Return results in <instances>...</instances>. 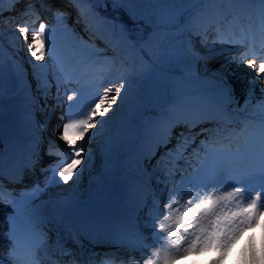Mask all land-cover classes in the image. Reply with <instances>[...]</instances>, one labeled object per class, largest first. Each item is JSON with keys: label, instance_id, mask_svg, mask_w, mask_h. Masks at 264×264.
<instances>
[{"label": "bare ground", "instance_id": "6f19581e", "mask_svg": "<svg viewBox=\"0 0 264 264\" xmlns=\"http://www.w3.org/2000/svg\"><path fill=\"white\" fill-rule=\"evenodd\" d=\"M6 1L7 0H5V2ZM217 10L218 8L216 6L208 4V6L203 7L202 11L198 13V16L202 17L208 25L209 22H211L210 20L213 19V14ZM206 15H208V17ZM254 19L255 18H253V20ZM193 22L189 24L186 31H181L184 44L180 51L184 54L182 60L189 76V87H177L174 90L173 94L181 99V104L179 106H169V119L164 122L154 123L150 134L145 137L137 152L131 156L128 155L129 153L126 151V148L129 142L125 139L136 107L131 105L122 106L120 103H118V105H113V111H110L105 117H98V119L104 120L102 126L97 125L96 128L90 129L89 133H85V138L77 140V144L83 146L82 154L84 156V159L78 166L80 169L79 174H74L73 178L67 183L58 175L54 179L52 174L50 177L42 175L39 180V186L31 187L32 189L28 192L27 196L21 197L17 206H13L12 210L14 213H17L18 216L20 215L23 218H26V216L28 217L29 213L26 215L23 212L25 206L21 204L20 201L27 202L34 210H45V212L40 215L41 221L47 224V229L40 232V238L42 240L52 237L53 232L57 231L59 227H61L60 232L68 233L70 232V228L78 229L102 224V227H106L115 235V238L120 241L133 238L134 241L140 245L151 242L149 240H143L142 238L146 237L148 232L152 230V222L149 221L147 217V220L141 224L140 220L144 221L145 219L144 217L141 219L140 217L138 218V215L148 203H150L148 209L151 208L153 201L150 199L148 200V197L153 192L160 191L161 183H157L158 180L152 178L156 174L162 173L163 162L160 160L157 164L149 163L153 155L152 152L156 149V142L161 138L165 129L170 124L180 121V118L184 115H188L189 117L198 112L199 114L210 116L212 114H220V111L224 109V104L228 101L227 94L236 91H241L243 100L252 101V105L257 108V113L261 116L259 105L264 102V91H262L264 90V78L258 77L255 70L246 62L247 59H254L255 57L249 56L244 62L234 61L233 57H238L244 49V47L240 45L234 49L222 48L206 56L199 54L201 50L195 45L200 44L201 40L199 35L194 33L195 30L192 27ZM7 30V27H5L4 31ZM30 40L31 36L29 37V42ZM23 44L25 45V43ZM212 44L213 40L205 42L203 47L209 50ZM21 48L23 49V46ZM257 54L264 55V52L259 51ZM56 55L57 58L60 56L59 52L57 53L54 50V56L49 60L50 63H55ZM215 57L218 58L215 59ZM97 58V55L93 58L89 57L88 64L90 66H95L97 64ZM208 58H214V60L209 62ZM24 60L25 56L22 51L21 55H16L12 64H17V67L22 69ZM256 62L257 64L261 63L260 60ZM84 72L87 79L91 80L93 87L97 90V95L94 97L95 100H98L99 95L103 94V89L105 87L111 85L114 89L115 83L118 82L116 80L111 81L104 79V77H101V80L92 78L88 72ZM133 73L132 71L130 75H134ZM14 77L20 80L18 72H9V80L11 83ZM75 82L76 79H72L69 82L66 73L58 68L56 73L53 72V76L49 81L51 86L47 90L38 89L37 80L31 84L19 81L15 89L10 90L9 94L3 95L2 97L1 93L0 122L4 116L3 103L12 101L19 102L17 107L19 121L15 126V130L13 132L8 130L4 131L3 137H6V140L0 139V157H2V160L8 158L11 152L15 154L22 150L23 147L25 151L26 145L28 146L33 143V141L41 140L44 137L38 132L44 123H37V121L43 117L48 107H52V103L57 99L58 95L59 98H64L68 112L69 101L67 100V96L71 94L73 90L71 85ZM129 84L130 87L128 89L133 90L136 94L141 93L146 87L142 80L138 81V84L134 82H130ZM58 85L59 92L57 91ZM0 92H2V82H0ZM92 93L93 91H85V96L87 98H93ZM125 93L126 92L122 93V95ZM112 94H114V92ZM136 94L131 98L128 97L127 102L136 104L138 97ZM51 97L53 99H49ZM36 107H43L42 111H36ZM78 111L79 109L73 110L74 113ZM71 118L79 119L75 114ZM260 120L261 117L255 121V124L260 125ZM9 138L18 139L19 143L14 144L12 141L8 140ZM196 144L197 143L192 140L188 145L193 148ZM61 145L59 157L63 159L66 151L70 152V149L65 141L61 142ZM93 148L96 150H93ZM249 150L252 151L251 148L245 151ZM37 152H39V149ZM205 155L209 156L211 159L214 156V152L212 149H209L207 153H204V156ZM253 155L254 154L250 152L249 157ZM46 156L49 155L46 154ZM178 159H182V157ZM179 163L185 162L179 160ZM60 166L62 167L63 164H60ZM56 171L58 172V168ZM114 171H116L115 177H113ZM126 173H128L130 179L123 180L127 181L131 188H124L121 192L123 202L127 199L126 204H123V207H120L110 218L107 217L106 214L98 215L96 211L101 199L97 204H87L93 200H98L104 191V187L108 183L114 181V186L116 188L118 184L121 183ZM189 174L190 173L187 175ZM56 181H59V183ZM166 199L167 197L164 201H166ZM108 208L109 212L112 211L110 206ZM133 211L137 212L138 215L132 214ZM262 214L264 215V210H262ZM60 221L62 224H58ZM143 226L144 228H142ZM141 229H146L148 231L142 232ZM83 232L84 231H82L81 234H83ZM7 236L9 237L8 239L11 240L13 236L11 231L7 232ZM252 236H255V241L248 246L247 251L251 248L259 255L262 246H264V216L259 230L256 233H252L250 237ZM246 244L245 242L242 249L245 248ZM40 251L41 250L36 247L35 253H40ZM23 255L20 257H10L8 253H5L3 257H0V261H3L5 264H13V259H15L17 264H38L33 259H28ZM206 260H194V257L189 255L187 258L180 259L173 264H209L210 261ZM42 264H44V262ZM221 264H224V261H222Z\"/></svg>", "mask_w": 264, "mask_h": 264}, {"label": "snow or ice", "instance_id": "6c2138e0", "mask_svg": "<svg viewBox=\"0 0 264 264\" xmlns=\"http://www.w3.org/2000/svg\"><path fill=\"white\" fill-rule=\"evenodd\" d=\"M5 0H0V16L3 15ZM12 6L7 11H13L15 6L21 3V0H7ZM25 6L20 10L22 17L31 16L36 13V9L31 0H24ZM68 4H79L82 0H62ZM113 3H131L133 0H112ZM148 4H219L221 6H246L250 11H254L259 20V41L261 50L264 51V0H136ZM42 4H48L50 10V0H41ZM55 18L58 24H62L66 18L63 9L57 8ZM227 19V16H223ZM40 17L36 14V20ZM242 17L237 15L229 21L228 29L220 28V20L213 19L209 22L208 27L217 29V36L222 43L238 44L245 49L238 57H233L234 61L244 62L249 56L254 59H247L246 62L256 72L258 77L264 78V55H258L253 50L256 42V33L251 26H245L241 21ZM250 19V17H249ZM35 20L30 25L28 22L16 23L13 29L17 40L23 37L22 42L27 44L30 52V61L34 57L39 64H34V69H42L45 67L46 59L51 60L54 56V48L52 42V29L47 27L44 22H40L36 28ZM0 23L4 21L0 20ZM233 25L240 28L239 38L233 30ZM175 26V25H173ZM197 30V29H194ZM198 32V30H197ZM29 34L31 40L29 42ZM199 34V33H198ZM207 33L205 32V35ZM3 33L0 32V36ZM257 60L261 63L257 64ZM36 79L38 89L47 90L50 84L47 81L41 82V76L37 72ZM72 73H66L69 82L72 79ZM130 87L129 81L123 77L119 82L115 83V87L110 85L103 89V94L99 95V99L94 104H82L83 90L73 89L71 94L67 96L68 112L61 117L63 120L62 128L58 127V131L62 133L61 139L69 146L70 152L65 153L55 166L51 168L53 179L58 175L65 183L73 178L74 174H79V165L84 159L83 146L77 144L78 139L85 138V133H89L90 129L96 128L97 125L104 124L103 119L110 111H113V105H118L122 99V93L126 92ZM59 92V85L57 86ZM264 91V90H262ZM114 92V94H112ZM96 92L92 93L94 98ZM59 95L57 100H59ZM77 107L80 111L74 113L73 108ZM87 108V111H83ZM261 112L260 130L258 134V151L255 152L253 163H246L249 159L250 150L249 141L244 140L242 145L232 148L229 143L226 150H220L214 153L212 159L205 157L201 165L196 171L187 177H182L179 182L175 181L176 169L173 161L182 157L187 145L195 137L190 133L199 123L198 119H187L177 121L170 124L164 131L161 138L156 142V147L161 146L167 149V144L172 138L174 128L180 127L182 130L178 133L177 143L173 149H167L161 156L163 162L162 171L164 173L162 181L164 189L167 193L166 201L162 197H153L152 206L149 209L148 219L151 221L152 236L144 237L143 240H151V243L142 244L140 247H129L126 254L131 253L129 259L131 264H171L180 253L179 243L182 240H189L188 247L183 249L186 255L189 252L199 250L214 249L218 252V256L211 260L209 264H221L224 256L227 254L230 246L239 238L241 232L245 228H252L256 225L259 216L264 210V102L259 105ZM79 115L81 118L72 119L73 115ZM234 135V134H230ZM203 143V142H202ZM51 148L49 155H54ZM154 154V153H153ZM159 163V162H158ZM60 164H63L61 167ZM2 157H0V171H2ZM59 169L57 172L56 169ZM59 183V181H56ZM255 182L258 189L255 195L249 198L252 191L251 185ZM171 183L172 186L168 187ZM239 185V186H238ZM3 198V189L0 187V200ZM161 234L167 237L176 236L179 239L169 243L167 240L160 245L159 248L154 246L160 242ZM186 234V235H184ZM146 248H153L148 254ZM173 249H175L173 251ZM139 253L137 257L136 253ZM15 243L9 249V256L14 257ZM71 255V253H65ZM115 253H106L105 256H114ZM91 259V258H90ZM13 264H17L13 259ZM101 264H114L111 259H104ZM242 264H264V246H262L259 255L251 248L245 253Z\"/></svg>", "mask_w": 264, "mask_h": 264}, {"label": "rangeland", "instance_id": "374dc122", "mask_svg": "<svg viewBox=\"0 0 264 264\" xmlns=\"http://www.w3.org/2000/svg\"><path fill=\"white\" fill-rule=\"evenodd\" d=\"M93 1L95 0H82V2L79 4H73L75 8L80 10L78 16L82 17L78 23L69 22L64 19L62 24H58L56 20L51 24H46L47 27L52 29L53 48L57 53L59 52L60 56L57 58L56 55V64L50 63V61L46 59L45 67L42 69H34L33 65L39 64L40 62L36 61L34 57H32L30 61V52L27 49V44L25 43L24 45L22 42L23 37L21 36L20 39L17 40V37L13 32L15 26L13 27L10 25H4V28L7 27V31H4L3 26H0V32L3 33V35L0 36V82H2V92H0V95L2 93L3 97V95L9 94L10 90L15 89L19 81L29 84L35 82L37 80L35 75L37 72L41 76V82L46 80L49 84V81L53 76V72L56 73L58 68L62 69L65 73L73 74L72 79H76V82L71 85V88L83 90V98L81 101L82 104H89V101H91V104H94L96 100L94 98H87L85 96V91H97L93 87L91 80L87 79L84 71L88 72L92 78L100 80L101 77H104V79L111 81L116 80L119 82L121 77H125L129 83L134 82L137 84L138 81L142 80L146 87L141 93L136 94L133 90L128 89L126 93L122 95V99L119 101L122 106L131 105L136 107V111L132 117V122L128 127L129 131H127L125 137V139L129 142L126 151H128V155L131 156L141 147L145 137L150 134L154 123L164 122L168 119V111L170 110L169 106H179L181 104V99L177 98L173 94L177 87H189V76L185 70L182 60L184 54L180 51L184 44L181 31H186L187 27H189V24L193 21L194 22L192 25H194V27L198 28L203 26L204 22L198 21L197 17L199 15L198 13L202 11L203 7L208 6V4H148L136 2V0H133L131 3H119L123 9L132 15L133 18L146 17L153 26V29L142 40H137L136 38L131 39L128 37L127 44L125 46L118 47L117 49H110L109 46L103 44L101 48L94 50L93 47L88 46L86 43L87 35L90 36V32L88 31V28H86V25L91 26L94 33L103 34L104 36H107L110 30L107 19L104 16L95 13L94 8L92 7ZM213 5L218 8L216 11L218 12V15L223 17L227 12L226 10L223 11V6L219 4ZM242 9L244 12H246L247 18L251 17V14H255V12L248 10L246 7H243ZM189 10H193V13L186 19L182 18ZM168 14L173 17L170 21H167L166 19ZM232 18L233 17L225 19V22L228 24H225V26L221 28L222 30L228 29L229 21H231ZM84 19H86V21H84ZM245 22L247 23L246 26L252 25V28H255V25H257V20L254 22L251 20ZM78 25H81L84 28L83 31L78 29ZM236 28L239 27L233 25L234 31ZM126 32V34H129L130 31ZM239 33L240 31L237 32V34ZM30 36L31 34L29 37ZM225 45V43L223 44L217 42V44H212L209 47V50H206L204 47H202L203 43L201 40L200 44L195 46L198 48L199 46L200 48L202 47V49L199 48L201 50L199 54L206 56L209 53L217 52L219 49H225ZM22 46L23 49L21 48ZM22 51L24 53L25 60L23 61L22 69H19L17 64H12V61L16 58V55H21ZM115 54L119 55V59H121L120 63L113 58ZM96 55L98 56L96 60L97 64L95 66H90L88 64V58H93ZM216 58L218 57H215V59ZM213 60L214 58H208L209 62H212ZM132 71L134 72V75H130ZM9 72H18L20 75V80H18L17 77H14L11 83L9 80ZM153 91H155L156 97L162 95L165 96V99L163 100V104L159 106L156 114H148L146 112V108ZM135 94L138 96L137 103H128L127 98H131ZM230 95L232 96L230 98V102L233 103L232 107L234 108V106H238V110H235L234 112L241 113L244 108L248 106H250V108L248 107L250 110L252 108L257 110V108L254 107L251 102H249V100H237L238 96L241 95V92H236ZM18 105L19 102L17 101L3 103L4 116L0 122V139L9 119L10 121L14 122L15 125L19 121V113L17 109ZM89 106L91 105L89 104ZM74 109L79 108L75 107ZM80 110L81 109H79V111ZM82 110L86 112L87 108H83ZM256 115L257 114H254L253 117H256ZM77 116L78 118H81L79 115ZM242 126L251 128L249 123L242 124ZM259 130L260 126L255 125L253 126V130L250 132V135H248L249 137L247 140L249 141V148L252 150L250 152L254 155L249 157L246 163L254 162L255 152L258 151L259 146ZM208 145L209 144H207V146ZM201 147H203V145ZM93 150L96 149L93 148ZM220 150L222 149H218L216 152ZM205 157L209 156H203V160ZM203 160H201L200 163H196L195 161V165L197 166L194 169V166L191 168L190 174L197 170ZM115 174L116 171H114L113 177H115ZM183 176L185 175L176 172L175 179L181 180ZM123 179H130L128 173L124 175L121 183H119L116 188L114 186V181L108 183L104 187L101 197L98 200L89 202L87 205L97 204L101 199L100 203L102 201L109 202L111 209L117 212V210L120 207H123V204L125 205L127 202L126 200H124V202L122 200V190H124V188L131 189L129 187L130 184ZM251 188L252 191L249 193V198L252 195H255V190L258 188V184L253 182ZM163 190L164 184H161L160 191ZM153 196L162 197L163 200V197L165 198L166 195H163V193H158L153 194ZM29 209L30 208L25 209V213L27 212L26 215L29 211H32L31 215L33 216L37 213V211ZM42 212H44V210H42ZM25 225L27 226V224L22 223L23 227H25ZM23 227L22 232L25 233L26 229ZM151 236L152 230L148 232L147 237ZM178 239L179 238L176 236L167 237L166 234H161L160 242L154 247L159 248L160 245L165 242V240L171 243L172 241H176ZM254 241L255 237L248 240L245 248L241 249V251L236 256H234V258L224 257L225 259L222 260L224 261V264H242L243 256L247 252L248 246L253 244ZM188 244L189 240L180 241L179 247L181 248V253L171 261V264L176 263L177 260L182 259L187 254H191L190 252L186 255L183 253V249L187 248ZM174 250L175 249H173V251ZM145 251H149L150 254L153 251V248H146Z\"/></svg>", "mask_w": 264, "mask_h": 264}, {"label": "trees", "instance_id": "16d2710c", "mask_svg": "<svg viewBox=\"0 0 264 264\" xmlns=\"http://www.w3.org/2000/svg\"><path fill=\"white\" fill-rule=\"evenodd\" d=\"M94 6L96 11L106 16L111 24L112 33L119 42L124 39L122 36V22L142 36H146L151 30V25L147 18H133L131 14L125 11L118 3H113L112 0H95ZM150 110L154 111L153 108Z\"/></svg>", "mask_w": 264, "mask_h": 264}]
</instances>
